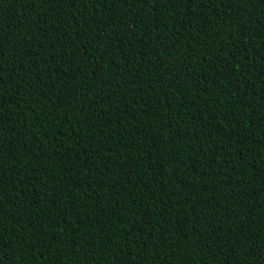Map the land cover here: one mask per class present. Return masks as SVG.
I'll use <instances>...</instances> for the list:
<instances>
[{"label": "trees", "instance_id": "obj_1", "mask_svg": "<svg viewBox=\"0 0 264 264\" xmlns=\"http://www.w3.org/2000/svg\"><path fill=\"white\" fill-rule=\"evenodd\" d=\"M0 264H264V0H0Z\"/></svg>", "mask_w": 264, "mask_h": 264}]
</instances>
